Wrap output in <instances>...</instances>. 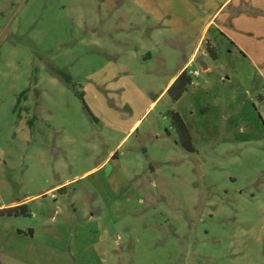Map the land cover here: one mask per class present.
I'll use <instances>...</instances> for the list:
<instances>
[{
    "label": "rangeland",
    "instance_id": "374dc122",
    "mask_svg": "<svg viewBox=\"0 0 264 264\" xmlns=\"http://www.w3.org/2000/svg\"><path fill=\"white\" fill-rule=\"evenodd\" d=\"M226 1L0 0V264H264V0L166 89Z\"/></svg>",
    "mask_w": 264,
    "mask_h": 264
},
{
    "label": "crops",
    "instance_id": "0c3cea01",
    "mask_svg": "<svg viewBox=\"0 0 264 264\" xmlns=\"http://www.w3.org/2000/svg\"><path fill=\"white\" fill-rule=\"evenodd\" d=\"M233 2L237 3L235 6L237 12L233 15H227L226 21L224 20L221 22L218 21L220 15L217 16V14L220 10L207 20V22L203 27V32L199 38L196 48L194 49L192 54L187 58L186 62L180 68L179 72L169 81L166 89H168L172 85V83L184 70L188 71V66L191 65V63L193 64L200 55H202L203 59L210 57L206 50V34L208 33L209 30L211 29L216 30L224 37H226L227 40H229V42H231L236 47H238V45H237V41L235 40L236 39L235 37L237 38L251 37V36L254 37L255 35H257V33L260 30V29L258 30L257 27L259 28L261 27L260 21H262V19L258 18L257 20L256 16L252 17L248 12H250V10H254V11L262 10V0H227L226 1L228 6L231 5ZM223 6H225V3ZM204 44H205V48H203ZM247 57L249 58V56ZM217 59H219V56ZM205 69L207 70L208 68L205 66ZM188 72L192 76L197 75V72L194 73H192V71H188Z\"/></svg>",
    "mask_w": 264,
    "mask_h": 264
},
{
    "label": "trees",
    "instance_id": "16d2710c",
    "mask_svg": "<svg viewBox=\"0 0 264 264\" xmlns=\"http://www.w3.org/2000/svg\"><path fill=\"white\" fill-rule=\"evenodd\" d=\"M206 50L213 60L217 59V52L209 42L206 43ZM192 83L193 76L187 70H184L167 90V93L170 95L171 101L177 102L178 100H180V98L186 92L188 86H190ZM24 94L25 92L22 93L21 96H23ZM83 96L84 95L82 93V99ZM169 117L176 131L178 143L180 144V146L187 152H196L192 136L181 114L177 111H171L169 112ZM1 213L6 214L9 217H19L30 215V210L26 204H21L19 206L4 209L1 211Z\"/></svg>",
    "mask_w": 264,
    "mask_h": 264
}]
</instances>
